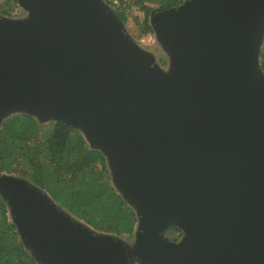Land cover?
<instances>
[{
	"label": "water",
	"instance_id": "water-1",
	"mask_svg": "<svg viewBox=\"0 0 264 264\" xmlns=\"http://www.w3.org/2000/svg\"><path fill=\"white\" fill-rule=\"evenodd\" d=\"M18 1L25 16L0 13V129L14 110L79 128L137 213L129 242L0 174L37 260L264 264V0L154 8L167 68L104 0Z\"/></svg>",
	"mask_w": 264,
	"mask_h": 264
},
{
	"label": "trees",
	"instance_id": "trees-1",
	"mask_svg": "<svg viewBox=\"0 0 264 264\" xmlns=\"http://www.w3.org/2000/svg\"><path fill=\"white\" fill-rule=\"evenodd\" d=\"M12 1L17 0H3L1 14L10 10ZM149 1L169 8L185 0ZM114 9L123 19L121 9ZM153 9L146 5V21ZM260 63L264 70V51ZM3 172L16 173L48 190L60 205L99 231L128 235L135 229L137 213L112 184L104 153L92 148L84 133L68 123L57 120L43 127L25 111L8 116L0 129ZM6 209L7 200L0 193V264H43L26 247L15 222L7 219ZM177 230L172 225L167 234L173 237Z\"/></svg>",
	"mask_w": 264,
	"mask_h": 264
},
{
	"label": "rangeland",
	"instance_id": "rangeland-1",
	"mask_svg": "<svg viewBox=\"0 0 264 264\" xmlns=\"http://www.w3.org/2000/svg\"><path fill=\"white\" fill-rule=\"evenodd\" d=\"M104 1L106 3H108L109 5H111L112 8L119 7L121 9L123 16H124L123 21H124V25H125L126 30L129 33H131L132 36L134 37V39H136L144 48L153 52L154 57H155L154 62H157L158 64H160L162 66V68H167L169 65L168 54L166 53L165 50L162 49L160 42L158 41V39L156 37L155 28L153 26H150V28L148 27V24L149 25L151 24L150 16H149V20L146 21V14H145L146 5H151V6H154V8H159L160 7L159 4H157L156 2L149 1V0H112L113 1L112 3H109L108 2L109 0H104ZM1 3H3V0H0V4ZM9 9L10 10L7 11L4 15L11 17V18L23 17L27 14V11H28L27 8H25L18 0L12 1L11 7H9ZM148 30L152 31L155 34V40H153V42L150 44L141 43L139 41V37L141 36L142 33L147 32ZM16 113H21V112L14 110V111H11L9 114L12 115V114H16ZM7 117H5V119ZM54 121H55V119L49 118V119L43 120V121L39 120V123H40V125H43V127H45L48 123L54 122ZM107 165H108V168L110 170L111 164L109 161H107ZM3 173L18 176L16 173H7V172H3ZM33 184H36V183H33ZM112 184H113V182H112ZM3 211H4V214L6 215L7 219L12 220L13 216H12L10 207L8 206V209L3 210ZM81 220H83V219H81ZM167 230H166V235L170 239L178 240L182 237V230L181 229L175 231L173 233V237H171L170 235L167 234ZM121 236L124 237L129 242H133L136 238L135 232L128 234V235L124 234ZM127 249L129 252L130 247L128 246ZM132 264H143V263L138 259H134L132 261Z\"/></svg>",
	"mask_w": 264,
	"mask_h": 264
},
{
	"label": "built area",
	"instance_id": "built-area-1",
	"mask_svg": "<svg viewBox=\"0 0 264 264\" xmlns=\"http://www.w3.org/2000/svg\"><path fill=\"white\" fill-rule=\"evenodd\" d=\"M153 40H155V34L150 30L142 33L141 36L139 37V41L145 44H150L153 42ZM262 51H264V42L262 45Z\"/></svg>",
	"mask_w": 264,
	"mask_h": 264
}]
</instances>
